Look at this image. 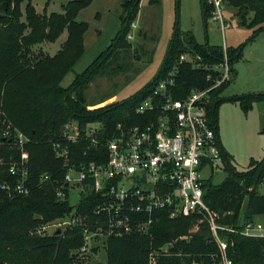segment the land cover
Instances as JSON below:
<instances>
[{
  "label": "trees",
  "instance_id": "16d2710c",
  "mask_svg": "<svg viewBox=\"0 0 264 264\" xmlns=\"http://www.w3.org/2000/svg\"><path fill=\"white\" fill-rule=\"evenodd\" d=\"M35 0H0V158L5 162L0 168V264H76L86 259L78 250L84 243L80 225L56 235L40 233L45 224L66 217L74 209L66 198H58L60 186L67 169L64 160L57 156L53 141L60 139L64 125L77 121L85 126L100 123L99 138L106 142L118 134L117 125L133 126L143 122L136 107L151 93L157 80L166 73L185 51L200 54L204 63L211 64L223 58L222 46L200 43L192 32L180 30L178 25L171 38L163 64L155 77L140 91L123 100H116L96 109H89L85 91L92 81L104 74L116 75L129 66L128 56L132 47L128 35L135 22L141 0H125L120 15L121 27L108 48L83 72L76 75L68 86L62 81L84 55L85 34L89 24L77 19L80 11L94 0H67L64 12H51L46 0L43 13L37 11ZM160 0H150L157 4ZM237 8L241 23L254 28L249 40L264 32V0H224ZM205 19L213 7L202 0ZM67 31L61 48L51 55L39 48L44 42H54ZM244 44L228 47L233 76L234 63L243 53ZM38 49V50H37ZM179 87L184 92L193 88H206L208 70L193 68L189 63L180 64ZM231 82V81H230ZM224 84L212 93L209 115L218 130L217 112L221 102H239L245 111L254 103L264 101V91L231 96H221L230 84ZM105 100V99H104ZM102 100V101H104ZM9 132L8 135H5ZM27 140L24 149L29 153V176L33 181L28 195L9 196L1 182H14L9 173V162L18 160L21 150L16 134ZM71 161L94 160L98 149L107 155L105 146H95L82 139L69 144ZM228 175L215 184L204 183V199L217 214L220 224L234 225L242 230L244 224L257 216L264 218V194L259 186L264 180V161H252L248 170H238L230 162V155L223 148ZM100 162V160H99ZM41 174L50 179L39 183ZM247 199L246 209L243 204ZM97 197H83L81 209L94 218L93 208ZM80 208V207H79ZM227 240V255L233 264H264V237L246 236L240 232L220 230ZM212 237L209 221L201 215L169 218L157 217L150 234L134 232L107 240V264H152L151 253L169 244V252L157 256L154 264H222L221 251ZM82 258V259H81Z\"/></svg>",
  "mask_w": 264,
  "mask_h": 264
},
{
  "label": "built area",
  "instance_id": "2783aa9c",
  "mask_svg": "<svg viewBox=\"0 0 264 264\" xmlns=\"http://www.w3.org/2000/svg\"><path fill=\"white\" fill-rule=\"evenodd\" d=\"M207 1L215 6L213 17L224 29V0ZM129 37H132L131 33ZM227 48L224 45L223 58L211 64L204 63L200 54L183 52L136 107V113L144 118L143 122L133 126L119 123L118 134L106 142L99 138L102 132L100 123L82 126L74 120L67 122L60 139L53 141L57 156L64 160L67 169L56 195L71 203L75 194L78 202L68 216L45 224L38 231L52 234L60 228L63 233L80 225L84 243L78 253L95 256L92 247L98 246L100 250V245H103L106 248L109 237L134 232L150 234L161 213L172 219L201 215L210 223L211 238L221 251L222 264L233 262L227 255L228 242L220 230L264 237V218L245 223L242 230L234 225L220 224L217 222L218 214L204 199V183L213 181L220 165L225 164L223 146L210 118L209 105L213 91L233 78ZM182 63L207 69L210 85L184 92L179 87ZM88 108L93 110L95 107ZM16 137L21 156L9 162L8 166L15 180L1 182L2 189L9 196L28 195L33 188L29 176V153L24 149L27 138L20 132ZM82 139L90 140L95 146H105L106 157L96 149L94 160L71 161L69 144ZM4 162V158H0V168ZM50 177V174H41L39 183ZM85 196L101 200L93 208L94 218L81 209ZM160 251L167 254L169 244L151 253L152 264Z\"/></svg>",
  "mask_w": 264,
  "mask_h": 264
},
{
  "label": "rangeland",
  "instance_id": "374dc122",
  "mask_svg": "<svg viewBox=\"0 0 264 264\" xmlns=\"http://www.w3.org/2000/svg\"><path fill=\"white\" fill-rule=\"evenodd\" d=\"M124 1L94 0L80 11L77 19L89 24L85 34L86 51L63 79V86L70 85L76 75L88 68L111 44L121 27ZM63 3L67 0H52L47 7L48 14L64 12ZM208 4L213 9L205 19L202 0H160L157 4L141 0L135 25L130 32L132 37L128 38L132 47L129 53L124 52L129 66L116 75L97 76L85 91L88 107L96 109L126 99L147 85L163 64L176 25L184 32H192L202 44L234 48L244 44L242 57L234 63L237 73L221 96L264 91V32L249 40L255 30L249 26L251 14L246 16L247 24H243L237 8L228 3L224 4L225 28L222 29L220 21L213 17L215 6ZM34 5L38 12L43 13L46 0H35ZM66 39L67 31L54 42L38 45V49L54 55ZM217 122L224 149L238 170H248L252 161H264V101L254 103L248 111L239 102H221ZM227 175L226 166L222 164L213 176V182L219 184ZM259 191L264 194V180ZM77 202L78 197L74 194L71 203L75 205ZM246 206L247 199L243 210ZM81 256L86 259L81 258V263L78 259L76 264H107V251L103 245H100L98 256Z\"/></svg>",
  "mask_w": 264,
  "mask_h": 264
},
{
  "label": "water",
  "instance_id": "95a60500",
  "mask_svg": "<svg viewBox=\"0 0 264 264\" xmlns=\"http://www.w3.org/2000/svg\"><path fill=\"white\" fill-rule=\"evenodd\" d=\"M61 232H62V230L60 229V228H58L56 231H55V234L56 235H59V234H61ZM166 249L168 248V247H165ZM92 252H93V254L95 255V256H98L99 255V247L98 246H94V247H92Z\"/></svg>",
  "mask_w": 264,
  "mask_h": 264
},
{
  "label": "crops",
  "instance_id": "0c3cea01",
  "mask_svg": "<svg viewBox=\"0 0 264 264\" xmlns=\"http://www.w3.org/2000/svg\"><path fill=\"white\" fill-rule=\"evenodd\" d=\"M218 133H219V137H220V132H219V128H218ZM220 140H221V138H220ZM221 143H222V141H221ZM222 146H223V144H222ZM223 148H224V146H223ZM256 218H261V216H257Z\"/></svg>",
  "mask_w": 264,
  "mask_h": 264
}]
</instances>
